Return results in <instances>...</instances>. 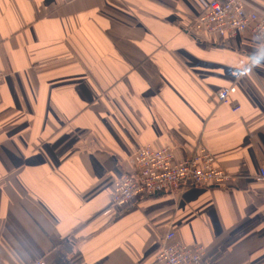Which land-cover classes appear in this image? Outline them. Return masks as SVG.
Instances as JSON below:
<instances>
[{
	"label": "crops",
	"instance_id": "crops-1",
	"mask_svg": "<svg viewBox=\"0 0 264 264\" xmlns=\"http://www.w3.org/2000/svg\"><path fill=\"white\" fill-rule=\"evenodd\" d=\"M212 1L0 0V264H157L168 233L264 264V46L196 32ZM199 145L230 186L111 207L141 148Z\"/></svg>",
	"mask_w": 264,
	"mask_h": 264
},
{
	"label": "built area",
	"instance_id": "built-area-1",
	"mask_svg": "<svg viewBox=\"0 0 264 264\" xmlns=\"http://www.w3.org/2000/svg\"><path fill=\"white\" fill-rule=\"evenodd\" d=\"M196 32L220 39L250 35L264 46V14L248 12L242 0H213L194 21ZM5 74L0 70V86ZM235 88H224L217 100L230 104ZM135 171L126 174L114 188L113 209H126L138 202L188 187L225 188L233 177L220 168L214 155L199 145L191 157L177 161L173 149L154 150L143 147L134 158ZM259 180L264 182V167ZM206 250L203 246H187L176 240L174 233L164 237L163 247L157 255V264H202ZM32 264H46L37 260Z\"/></svg>",
	"mask_w": 264,
	"mask_h": 264
}]
</instances>
